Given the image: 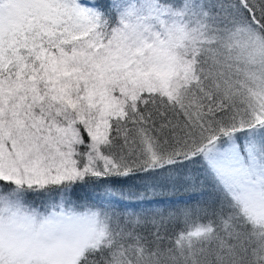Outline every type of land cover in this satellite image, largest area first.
Here are the masks:
<instances>
[{"label": "snow or ice", "instance_id": "snow-or-ice-1", "mask_svg": "<svg viewBox=\"0 0 264 264\" xmlns=\"http://www.w3.org/2000/svg\"><path fill=\"white\" fill-rule=\"evenodd\" d=\"M0 264H264V0H0Z\"/></svg>", "mask_w": 264, "mask_h": 264}, {"label": "trees", "instance_id": "trees-1", "mask_svg": "<svg viewBox=\"0 0 264 264\" xmlns=\"http://www.w3.org/2000/svg\"><path fill=\"white\" fill-rule=\"evenodd\" d=\"M185 197L182 196L180 193H177L176 196L173 197V200H184Z\"/></svg>", "mask_w": 264, "mask_h": 264}]
</instances>
